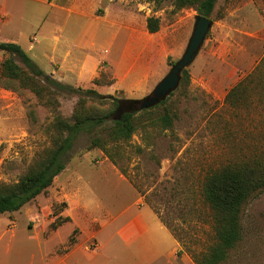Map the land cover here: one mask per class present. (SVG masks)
Listing matches in <instances>:
<instances>
[{
	"label": "rangeland",
	"instance_id": "obj_1",
	"mask_svg": "<svg viewBox=\"0 0 264 264\" xmlns=\"http://www.w3.org/2000/svg\"><path fill=\"white\" fill-rule=\"evenodd\" d=\"M8 11L13 15L0 22V41L16 40L38 67L68 85L120 99H142L152 92L184 52L197 14L193 7L174 9L172 0H19ZM148 16L158 18L155 33L146 29ZM209 17L213 25L186 68L188 81L180 80L165 103L176 116L171 128L145 133L137 128L128 142L111 146L120 152L117 165L100 148L87 149L89 135L78 133L52 185L19 210L0 214V264H29L36 248L30 230L48 236L43 248L52 250L51 256L61 254L58 249L72 234L76 241L88 238L92 249V232L100 229L96 239L105 240L135 212L140 194L178 243L180 264H195L190 251L203 249L212 237L209 210L200 195L204 176L264 148V101L257 93L252 92L245 108L224 103L227 91L264 55V0H216ZM81 24L86 31L73 43ZM56 26L64 28L59 43L75 59L82 45L88 47L89 32L95 34L92 50H83L91 57L81 73L78 61L60 65L62 58L54 56L51 33ZM8 56L0 50V63ZM12 58L24 67L16 55ZM91 60H98L92 77ZM56 98L58 112L69 118L78 97L66 90ZM85 105L111 108L109 101L87 100ZM53 116L30 89H6L0 82L1 182L16 181L51 145ZM57 216L69 220L53 231L49 225ZM242 223L243 240L223 264H264V191L244 206ZM12 225L14 236H9L4 232ZM7 244L13 251L6 253ZM166 256L155 264H166Z\"/></svg>",
	"mask_w": 264,
	"mask_h": 264
},
{
	"label": "trees",
	"instance_id": "obj_2",
	"mask_svg": "<svg viewBox=\"0 0 264 264\" xmlns=\"http://www.w3.org/2000/svg\"><path fill=\"white\" fill-rule=\"evenodd\" d=\"M149 1L160 3L164 0ZM215 2L216 0H172L174 9L193 7L197 15L206 17L211 14ZM158 26V18L146 17V29L149 33L156 32ZM0 50L10 55L0 63L2 86L6 89L28 88L43 105L54 112L53 120L48 125V129L52 131L51 145L39 154L16 181H0V214L19 210L52 185L54 178L65 168V154L70 150L73 138L78 133L85 132L89 135L87 149L100 148L117 165L120 152L118 148L113 152L111 146L117 147L120 142H128L137 128H141L144 133L150 129L171 128L176 117L165 104L168 96L153 106L139 109L134 105L136 99H120L111 94L100 93L94 88L74 87L56 79L38 67L16 42L0 41ZM12 55H16L24 67L16 64ZM181 80L182 83L188 81L187 69H184ZM93 82L101 84L99 78H94ZM66 90L78 97L69 118L63 117L57 110L56 95ZM252 92L257 93L264 101V55L252 71L227 91L224 103L233 108H245L250 105ZM87 100H95L99 104L109 101L111 108L100 110L93 105L86 106ZM160 106H163L162 109ZM114 110H117L115 114ZM121 110L123 112L117 118ZM114 115L116 118H113ZM137 151H141V148L137 147ZM120 170L125 174L122 167ZM137 189L141 193L139 187ZM263 191L264 148L243 154L239 160L227 162L206 173L201 183L200 195L209 210L212 237L203 249L190 251L195 264L227 262L232 251L243 240L244 206ZM140 196L158 214L150 201L143 195ZM68 220V216H57L50 223V229L55 230ZM75 231L76 229L72 233ZM75 241L73 234L70 235L66 246L58 249V253L67 252ZM179 252L180 250L177 254Z\"/></svg>",
	"mask_w": 264,
	"mask_h": 264
},
{
	"label": "crops",
	"instance_id": "obj_3",
	"mask_svg": "<svg viewBox=\"0 0 264 264\" xmlns=\"http://www.w3.org/2000/svg\"><path fill=\"white\" fill-rule=\"evenodd\" d=\"M39 1L45 4L51 3V0ZM13 4L18 6L19 0H0L1 23L6 22L7 19L13 15L12 12L8 11V6L10 5V7H12ZM64 7L65 6L62 8ZM86 15L87 13L85 17H91L90 14ZM99 17L100 16H96V18ZM44 20L42 19V23ZM85 31L86 26L81 24L74 34L72 42L74 43L76 39L83 36ZM63 32L64 28L62 26H56L53 29L51 33V39H53L51 47L55 55L53 53L51 54L62 58L60 65H68L71 60L78 61L81 73L86 69L85 67H88V57H91L83 50L87 52L92 50L95 34L89 32V36L85 42L88 47L82 45L80 58L75 59L73 57V59L70 57L68 46L65 45V43H59V40L63 36ZM15 41L16 40L10 39V42ZM91 64L92 70L90 77L97 73L98 60H91ZM134 204L137 205L135 212H130L124 221L118 224L113 230V233L108 235L105 240L96 239L97 231L100 229L92 232L96 241V245H94L92 249L87 245L88 238L81 241L78 239L67 252L51 256L52 250L43 248L48 236H44L40 230H30L28 236L36 244V248L31 252L29 264H34V262L35 264H155L164 254H167L166 264H180L179 257L177 256L179 250L178 243L168 229L161 223L152 209L144 203L142 197H138ZM53 231H57V229ZM6 232L10 233L9 236H14L13 225L12 228L5 229L4 233ZM4 233H2V235H4ZM5 250L6 253L13 251L8 244Z\"/></svg>",
	"mask_w": 264,
	"mask_h": 264
},
{
	"label": "water",
	"instance_id": "obj_4",
	"mask_svg": "<svg viewBox=\"0 0 264 264\" xmlns=\"http://www.w3.org/2000/svg\"><path fill=\"white\" fill-rule=\"evenodd\" d=\"M213 25L210 17L197 15L193 24L191 35L181 57L173 64L168 72L155 85L152 92L142 99H136L134 105L139 108H147L166 98L179 84L182 73L197 56L202 42ZM117 118L120 117V114Z\"/></svg>",
	"mask_w": 264,
	"mask_h": 264
},
{
	"label": "flooded vegetation",
	"instance_id": "obj_5",
	"mask_svg": "<svg viewBox=\"0 0 264 264\" xmlns=\"http://www.w3.org/2000/svg\"><path fill=\"white\" fill-rule=\"evenodd\" d=\"M120 112H123L122 110Z\"/></svg>",
	"mask_w": 264,
	"mask_h": 264
}]
</instances>
